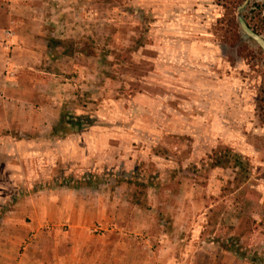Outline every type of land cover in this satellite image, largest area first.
I'll list each match as a JSON object with an SVG mask.
<instances>
[{
    "label": "rangeland",
    "instance_id": "rangeland-1",
    "mask_svg": "<svg viewBox=\"0 0 264 264\" xmlns=\"http://www.w3.org/2000/svg\"><path fill=\"white\" fill-rule=\"evenodd\" d=\"M18 9L44 50L55 37L76 52L47 50L37 68L57 75L39 72L45 85L31 95L43 107L16 136L67 144L10 162L4 155L1 168L34 174L17 183L24 195L74 177L72 189L99 208L85 225L19 230V245L0 240V264L264 263V53L244 37L239 8L243 41L230 45L221 28L229 10L218 0H0L2 45L16 40L18 23L7 17ZM258 10L264 16V0L243 15ZM244 44L255 51L246 59ZM76 117L91 125L76 132L65 123ZM218 149L244 168H212ZM117 173L149 187L118 185ZM238 173L247 175L240 184ZM232 242L242 255L229 251Z\"/></svg>",
    "mask_w": 264,
    "mask_h": 264
},
{
    "label": "crops",
    "instance_id": "crops-1",
    "mask_svg": "<svg viewBox=\"0 0 264 264\" xmlns=\"http://www.w3.org/2000/svg\"><path fill=\"white\" fill-rule=\"evenodd\" d=\"M8 15L7 18L16 21L18 25L16 27V40L12 44L10 39H7L8 42L4 41L3 45L0 41V53L3 54L6 61L0 68V123H2L3 128H6L3 133L5 136L1 137L0 135V159L5 155L8 159L7 162H10L9 159L26 157L38 152L41 146L51 149V146L54 145L59 150L61 146H66L67 143L60 141V138L53 144L52 142H41L40 138L21 140L16 136L20 132L21 120L27 123L32 118L33 123H35V120L39 118L38 110L39 107L42 108L43 106L40 102L35 103L31 95L34 84L35 87L45 85V82H39V78L43 79V76L39 74L48 76H56L57 74L50 70L40 71L37 68L38 64L43 63L49 47L46 45L44 50L42 45H38L40 40H37V35L32 33L30 29L28 32L30 24H27V19L23 17L22 11L18 9L17 12H10ZM34 17L33 20L40 19L37 15ZM30 18L32 20V15ZM1 27L0 25V31ZM29 35L33 38L30 47L25 43L30 40L27 38L30 37ZM7 38L10 37L7 36ZM34 126L36 125L33 124L32 127ZM7 162L6 167L2 166L1 168L0 164V225H3V228L8 226L7 233L0 231L2 244H8L7 242L15 245L22 244L25 240L26 231L23 235L19 233V230H40L46 225H64L65 223L85 225L84 215L96 213L95 210L98 211L99 203L95 206V203L90 201L92 198L85 196L82 191H75L72 188L65 189L55 186L58 191L49 189L30 192V189L26 187L29 192L26 195H20L17 190L18 187H16L17 183L25 181L29 185L30 182L37 179L34 174H26L19 166L12 167L9 165L7 167ZM3 169L7 172L4 180L5 172ZM6 209L9 210L6 211ZM2 250L0 249V262L3 263L7 260L6 256H3L4 251Z\"/></svg>",
    "mask_w": 264,
    "mask_h": 264
},
{
    "label": "trees",
    "instance_id": "trees-1",
    "mask_svg": "<svg viewBox=\"0 0 264 264\" xmlns=\"http://www.w3.org/2000/svg\"><path fill=\"white\" fill-rule=\"evenodd\" d=\"M246 0H218V2L223 5V7L227 10H229V14L227 16V22L225 26H221L222 30H223V40L225 43H228L230 45H235L237 44L239 41H243V38L241 36L240 33V28H239V24L237 23V17L235 15V13L237 12L238 8L240 5H242ZM253 1V0H251ZM256 2L261 1V0H254ZM258 7H260L259 3H257ZM260 9V8H259ZM247 19L249 20L250 24L252 25V27L259 33L264 35V16L261 10L258 11H254V14L252 16H246ZM252 40V39H251ZM48 47L51 50V52L56 53H60L64 56H73L75 55V50L74 45H73V41H68L65 39H61V38H49L48 40ZM260 52L263 55V50L261 49V47H259ZM84 52V51H83ZM54 53H51L52 55ZM241 56L243 58H248L249 56H252L255 54V51L252 50L250 48L249 45L244 44L243 48L241 49L240 52ZM66 124H70L71 127H73L75 129V131H82L84 130L87 126L91 125V123L89 122L88 118H84V117H76L73 118V120L71 121H65ZM68 134V133H67ZM64 138V137H63ZM223 150H215L211 155H210V165L212 168H218V167H230L233 166L238 169L239 167L244 168V163L238 159V157L235 156L232 157V152L231 150H227V153L223 154ZM234 162V163H233ZM246 173L245 174H237V177L235 179V182H243V180L246 178ZM92 178L93 175H89L88 177V185L84 186H90L92 183ZM124 178H126L125 176L122 177L119 173L116 174L115 179H116V184L118 185H122L125 183H128V185H135L137 187H145L148 188L149 185L148 183L146 184V182H142V179L136 178V179H128L125 180ZM75 182V178L71 177V179H66L64 180V182L57 184V186L59 187H63V188H75L77 187V185H73L72 184ZM240 186V185H239ZM20 195H24V194H20ZM16 200L18 199L15 198ZM135 204L140 205V196L135 195V199H134ZM11 208V207H10ZM9 209H6V211ZM229 251L231 252H235L238 254L242 253L236 248V244L232 242L231 246L229 247ZM253 264H264L261 261H259L257 258H253L252 260Z\"/></svg>",
    "mask_w": 264,
    "mask_h": 264
},
{
    "label": "water",
    "instance_id": "water-1",
    "mask_svg": "<svg viewBox=\"0 0 264 264\" xmlns=\"http://www.w3.org/2000/svg\"><path fill=\"white\" fill-rule=\"evenodd\" d=\"M250 0H246L240 7H239V16H238V22L240 24V28L242 30V33L244 34V37L247 39H252L264 52V35L257 32L248 22L246 17L243 15V11L249 4Z\"/></svg>",
    "mask_w": 264,
    "mask_h": 264
},
{
    "label": "flooded vegetation",
    "instance_id": "flooded-vegetation-1",
    "mask_svg": "<svg viewBox=\"0 0 264 264\" xmlns=\"http://www.w3.org/2000/svg\"><path fill=\"white\" fill-rule=\"evenodd\" d=\"M250 2H251V0H250ZM251 25V24H250ZM252 26V25H251Z\"/></svg>",
    "mask_w": 264,
    "mask_h": 264
}]
</instances>
